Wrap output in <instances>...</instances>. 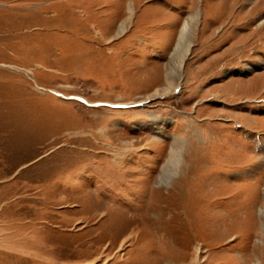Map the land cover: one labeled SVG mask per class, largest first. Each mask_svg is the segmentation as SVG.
Segmentation results:
<instances>
[{
	"label": "rangeland",
	"instance_id": "374dc122",
	"mask_svg": "<svg viewBox=\"0 0 264 264\" xmlns=\"http://www.w3.org/2000/svg\"><path fill=\"white\" fill-rule=\"evenodd\" d=\"M197 245L264 264V0H0V264H188Z\"/></svg>",
	"mask_w": 264,
	"mask_h": 264
},
{
	"label": "bare ground",
	"instance_id": "6f19581e",
	"mask_svg": "<svg viewBox=\"0 0 264 264\" xmlns=\"http://www.w3.org/2000/svg\"><path fill=\"white\" fill-rule=\"evenodd\" d=\"M133 10H134L133 6H132V4H130L129 8H128V16L120 23L118 33L120 31H124L126 29L128 22L130 21V19L132 17ZM194 16H195V14L190 15V17L187 18L186 22L184 23V25L182 27L180 39L176 45L175 51L173 52V57H175V56L176 57H175V59L171 58V60L174 59V61H171V67L169 69L170 72L167 73V77H168L169 82H171L172 73L174 74V72L176 71V68L178 66L180 67L183 65V62H184L186 55L189 51V45L188 44L184 45V43L187 40L186 35L188 33L190 23L193 20ZM169 88L170 87L158 89L153 94H151V96L157 95V94L165 95L169 92ZM185 145H186V137H177L175 139V142L171 145L170 156L168 158L167 163H165L163 165V170H162L163 173L160 174L162 180L165 181L167 178H170L171 172L175 169L177 170L178 164L180 163V161L182 159V151L185 148ZM122 155L123 154H120V156H122ZM118 160H121V159H118ZM200 263H201V247H200V245H197L195 247L194 255L192 256V258L188 262V264H200Z\"/></svg>",
	"mask_w": 264,
	"mask_h": 264
}]
</instances>
